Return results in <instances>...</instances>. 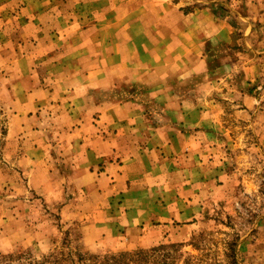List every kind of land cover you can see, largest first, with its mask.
Instances as JSON below:
<instances>
[{"label": "rangeland", "instance_id": "374dc122", "mask_svg": "<svg viewBox=\"0 0 264 264\" xmlns=\"http://www.w3.org/2000/svg\"><path fill=\"white\" fill-rule=\"evenodd\" d=\"M6 1L12 18L26 0ZM173 2L186 12L207 7L213 15L193 25L195 66L167 72V89L179 97L141 95L160 90V73L150 74L149 84L138 80L102 92L110 99L136 96L146 107L132 116L137 130H105L94 116L81 131L68 121L58 124L52 108L41 125L17 124L0 107V254L42 260L176 243L167 262L264 264V2ZM4 4L0 11L9 7ZM12 26L10 20L9 32ZM151 123L175 126L177 132L165 128L176 140L166 146L153 140ZM184 188L191 201L192 192L200 193L194 220H150L158 207L178 213L169 203ZM130 193L141 203L128 201ZM138 204L141 214L133 213ZM135 214L142 222L127 221Z\"/></svg>", "mask_w": 264, "mask_h": 264}, {"label": "crops", "instance_id": "0c3cea01", "mask_svg": "<svg viewBox=\"0 0 264 264\" xmlns=\"http://www.w3.org/2000/svg\"><path fill=\"white\" fill-rule=\"evenodd\" d=\"M22 2L21 11L16 15L12 13L13 17L9 18L7 12L13 8L10 6L12 3L0 0V3L9 5L0 11V92L8 93V97L0 100V107L7 114L12 113L17 124L31 121L40 125L45 118L44 111L52 108L58 124L68 121L81 131L94 116H97L98 126L105 130L129 132L138 129L131 121L132 116L138 115V109L146 107L134 100L136 96L126 93L121 98L110 99L102 93L113 91L121 84L138 80L149 84L147 78L150 74L160 73L157 75L160 83L155 84V88L160 90L141 95L156 100L179 97L178 93L167 89L171 81L167 72L172 69L179 75L182 70H174L173 66L187 68L185 72L195 66L196 61L192 60L196 49L192 48L193 25L201 17L213 16L207 7L186 12L181 4L173 0ZM10 20L13 26L16 25L11 32L7 30ZM163 113L160 112V115ZM105 116L109 119L107 124ZM151 124L149 126L156 131L152 139L162 141V146L176 140L177 135L173 137L168 133L169 130L178 131L172 124ZM166 126L171 127L168 130ZM8 128L11 130V127ZM187 136L186 142L192 139L190 134ZM100 137L104 142L111 139L103 133ZM178 137H181L180 134ZM0 139L4 141L1 126ZM37 146L42 148V144ZM36 163L40 164L41 160ZM189 189L184 188L181 197L169 203L175 208L178 205V213L174 215L169 205L165 210L157 205L159 210H155L158 214H153L150 220L153 217L166 221L173 217L183 222L194 220L200 211V193L192 192L197 197L191 201L184 197ZM131 194L128 201L141 203L137 193L134 194L135 200ZM140 210L143 209H139L138 204L133 213H143ZM138 214L127 221L142 222L143 218L137 217Z\"/></svg>", "mask_w": 264, "mask_h": 264}, {"label": "trees", "instance_id": "16d2710c", "mask_svg": "<svg viewBox=\"0 0 264 264\" xmlns=\"http://www.w3.org/2000/svg\"><path fill=\"white\" fill-rule=\"evenodd\" d=\"M179 246L176 243H161L104 254L87 251L66 255L61 252L50 254L42 260L27 259L23 253L0 254V264H176L175 258L172 262H167V257L172 249L178 250ZM188 263L191 264V261Z\"/></svg>", "mask_w": 264, "mask_h": 264}]
</instances>
